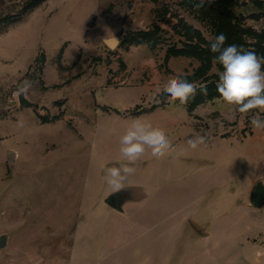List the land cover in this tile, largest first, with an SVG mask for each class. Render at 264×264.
I'll list each match as a JSON object with an SVG mask.
<instances>
[{"label":"rangeland","instance_id":"rangeland-1","mask_svg":"<svg viewBox=\"0 0 264 264\" xmlns=\"http://www.w3.org/2000/svg\"><path fill=\"white\" fill-rule=\"evenodd\" d=\"M30 1L0 0V236L19 248L7 254L24 264H264V204L251 201L264 185V131L222 98L189 113L156 94L200 66L163 64L185 43V25L208 41L223 33L226 44L250 43L264 30L255 3L264 0L199 10L196 0H46L24 13ZM102 30L113 49L103 51ZM218 70L212 61L208 76ZM25 79L33 108L15 95ZM135 118L165 129L172 150L159 159L148 150L113 192L103 176ZM197 134L207 145L192 150Z\"/></svg>","mask_w":264,"mask_h":264},{"label":"clouds","instance_id":"clouds-1","mask_svg":"<svg viewBox=\"0 0 264 264\" xmlns=\"http://www.w3.org/2000/svg\"><path fill=\"white\" fill-rule=\"evenodd\" d=\"M213 0H196L194 7L199 10ZM227 37L220 33L209 42V51L213 61L219 64L216 90L222 100L232 106L235 113L252 114L250 124L254 130L264 131V118L256 113H264V55H258L253 50H245L243 46L226 45ZM33 86L30 80H23L15 95L27 98ZM207 93L206 85L189 82L186 78L170 76L162 86L156 88V94H167L172 102L187 104L197 91ZM187 145L192 150L207 145V136L197 134L188 139ZM150 150L154 158H163L172 150V142L165 129L153 126L141 118H135L119 138V153L121 161L118 166L108 167L103 180L113 190L118 192L124 188L128 178L136 173L135 163ZM142 264H150V258H145Z\"/></svg>","mask_w":264,"mask_h":264},{"label":"trees","instance_id":"trees-1","mask_svg":"<svg viewBox=\"0 0 264 264\" xmlns=\"http://www.w3.org/2000/svg\"><path fill=\"white\" fill-rule=\"evenodd\" d=\"M45 1L46 0H31L28 4H26L23 7V12L25 13L30 9H34ZM230 1L233 2V0ZM255 3L259 6H262L264 4L258 1ZM209 12H213L215 14L219 13L218 10L212 11L211 9H209ZM227 14L230 17H233L230 12H227ZM229 26H230L229 21H226V23L222 25V29H227ZM158 29H159L158 27L154 28L155 31ZM184 30H185L184 32L185 43L182 44V48L181 49L171 48L167 50L165 52L163 64L168 63L170 58H178V57H191L197 59L200 62V66L192 74H186L179 77V78H186L189 82L199 81L200 82L199 85H206L207 87L206 94H201V92L198 90L197 94L193 98H190L187 104H183L186 106L188 112L192 113V111L199 105L211 101L213 99H220L221 97L216 90V82L218 80V76H211V77L208 76V72L211 69L213 56L215 55L209 51L210 41L206 40L202 36L201 32H199L198 30L194 29L191 26L185 25ZM249 32H251V30ZM251 33H253L252 36L253 41H251L250 43L234 42V44L243 46L245 50H253L258 55H264V30H262L260 33H255L253 31ZM150 34H152L151 31L140 32V35H144L146 37H149ZM137 41L136 42L139 44L143 40H137ZM230 44H226V45H230ZM41 57L44 60V56L41 55ZM216 65L220 70H222L219 64ZM176 103H179V101H176Z\"/></svg>","mask_w":264,"mask_h":264},{"label":"crops","instance_id":"crops-1","mask_svg":"<svg viewBox=\"0 0 264 264\" xmlns=\"http://www.w3.org/2000/svg\"><path fill=\"white\" fill-rule=\"evenodd\" d=\"M103 12H104V10L101 12V14H103ZM101 18V17H100ZM100 18H98L97 19V21H96V24H95V26L97 25V22H98V20L100 19ZM95 19V18H94ZM92 21H93V19H92ZM106 21H107V19H106ZM94 23V22H93ZM120 29V28H119ZM102 32H103V30H102ZM109 35V32L108 31H104L103 32V37L101 38V41H102V43H104L105 45H103V47H104V49H103V51H108V49H113V48H109L108 46H107V44H106V40L104 39L105 37H107ZM108 39H112V38H108ZM102 50L100 51V54H102V52H103ZM80 54H85L84 52H83V49H81V52H80ZM79 54V55H80ZM11 151H6V155H7V162H9V163H14L15 162V160L17 159V151H16V149H14V148H11L10 149ZM10 244H9V239H8V237L6 236V235H2V236H0V251H6V253L5 254H3V256H1L0 257V264H24L23 262H22V260H18V258H16V256H13L12 254L9 256L8 254H7V250L8 249H10ZM11 249H16V250H18L17 248H13V247H11ZM25 251H29V253L30 254H32L33 252H35V250H32V248H28V249H25ZM32 261V263L33 264H37V263H35L34 262V260L32 259L31 260Z\"/></svg>","mask_w":264,"mask_h":264},{"label":"water","instance_id":"water-1","mask_svg":"<svg viewBox=\"0 0 264 264\" xmlns=\"http://www.w3.org/2000/svg\"><path fill=\"white\" fill-rule=\"evenodd\" d=\"M117 41L116 39L112 38L106 41V44L109 48H114ZM18 104L24 108H33L35 104L25 98L23 95L18 96ZM252 205L255 208H260L264 204V185L261 183H257L253 190L251 196Z\"/></svg>","mask_w":264,"mask_h":264}]
</instances>
